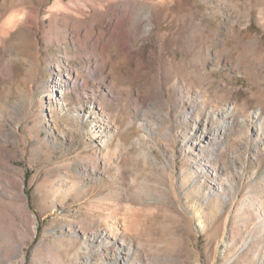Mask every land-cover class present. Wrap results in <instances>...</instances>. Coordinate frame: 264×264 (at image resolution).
I'll list each match as a JSON object with an SVG mask.
<instances>
[{"label": "rangeland", "instance_id": "rangeland-1", "mask_svg": "<svg viewBox=\"0 0 264 264\" xmlns=\"http://www.w3.org/2000/svg\"><path fill=\"white\" fill-rule=\"evenodd\" d=\"M0 264H264V0H0Z\"/></svg>", "mask_w": 264, "mask_h": 264}, {"label": "bare ground", "instance_id": "bare-ground-1", "mask_svg": "<svg viewBox=\"0 0 264 264\" xmlns=\"http://www.w3.org/2000/svg\"><path fill=\"white\" fill-rule=\"evenodd\" d=\"M9 2H11V0H8ZM13 1V0H12ZM111 1H115V0H111ZM133 1H136V0H133ZM141 1V0H140ZM139 2V1H138ZM143 3V2H142ZM149 8L151 9L152 11V14L154 13L155 14V10L154 8L151 6H149ZM144 6H141L139 8V10H144ZM148 11V10H147ZM18 15V14H17ZM151 15V13H150ZM156 16V15H155ZM155 18V17H154ZM143 19L146 21V23H149L150 21V18L148 16V14L146 13L143 17ZM17 20V19H16ZM15 19H8L6 20L3 24H1V29L4 33H9L12 29H14L17 21ZM152 20V19H151ZM146 25V24H145ZM145 27V26H144ZM147 31V30H146ZM56 82L59 84L57 87H59V89H55V92H58V94H60L61 96H64L66 93H67V90H66V84H67V81H64L62 76L58 75L56 78H55ZM65 100V99H63ZM59 104H63V105H66L65 104V101H62L61 103ZM195 108V107H194ZM88 111L86 112L87 115L90 116L91 120L95 121L93 126L91 127V132L93 134V136L96 138V140L101 144V145H105L107 144L108 142H110V131H109V127H108V121H107V117L106 116H103V112L99 110V108L97 109H94V110H91L90 108H87ZM256 118V117H255ZM238 120V119H236ZM240 122V121H237V123ZM236 126V125H235ZM229 128L231 127L230 123H228L227 125H223V128ZM234 127V126H233ZM232 128V127H231ZM224 132V131H223ZM222 132V133H223ZM221 133V134H222ZM226 133V132H224ZM228 135V134H226ZM218 136V134H215V139L216 137ZM130 221V220H129ZM134 222V221H133ZM132 223V222H131ZM130 224V223H129ZM124 227H125V230H130L132 229L133 224L130 225V227H128V225L126 226L125 224H123ZM132 231V230H131Z\"/></svg>", "mask_w": 264, "mask_h": 264}]
</instances>
